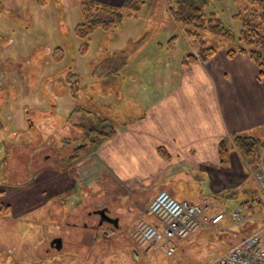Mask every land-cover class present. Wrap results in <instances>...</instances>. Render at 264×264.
Returning <instances> with one entry per match:
<instances>
[{
	"label": "rangeland",
	"instance_id": "1",
	"mask_svg": "<svg viewBox=\"0 0 264 264\" xmlns=\"http://www.w3.org/2000/svg\"><path fill=\"white\" fill-rule=\"evenodd\" d=\"M93 1L122 9V2L116 3L117 0ZM143 1L136 16L123 17L114 29L97 28L88 37L80 38L75 34V25L82 20L80 0H0V264L207 262L208 259L203 260L188 248L193 234L174 239L171 255L166 254L162 241L149 248L133 244L129 231L139 215L148 217L146 207L156 191L155 186L126 191L105 175L70 193L69 202L62 198L52 203L35 194L42 188L41 169L53 160L47 156L57 155L50 147L54 145L58 150L63 144L60 139L77 137L71 125L75 117L71 114L72 120L67 119L73 109L77 111L78 123L86 126L85 130L97 126L96 116L97 120H92L78 110L82 106L98 113L97 101L108 93L113 111L123 106L124 113H118L117 120L124 122L129 117L131 109L127 108L120 91L123 79L118 69L126 58L121 51L135 49L146 39L156 47L160 43L156 23L160 18V22L168 24L171 17L165 2L152 5L150 2L155 0ZM206 11L216 13L234 33V40L228 43L206 34L205 44H193L185 37L182 26L172 20L179 28L178 33L189 42L190 54L198 59L204 57L202 48L213 46L221 50L241 43H237L241 24L233 18L234 0L213 1ZM129 36H134L132 45L127 39ZM84 43L87 46L82 51ZM57 47L62 50L59 61L55 60ZM128 61L139 63L133 59ZM156 81L146 75L140 78L139 85H154ZM70 90H74L77 99L70 97ZM70 104L71 110L67 108ZM100 116L103 115L100 113ZM106 119L112 128L113 119L107 116ZM72 146L67 143L59 152L67 154ZM259 153L264 159V137L251 158H242L251 178L258 169L255 161ZM203 186L204 183L196 180L178 181L174 193L176 198L191 202L205 192ZM99 202L118 219L120 228L106 220L101 222V217L90 213ZM203 232L209 234L211 230ZM54 238L61 240L59 248L51 245Z\"/></svg>",
	"mask_w": 264,
	"mask_h": 264
},
{
	"label": "crops",
	"instance_id": "2",
	"mask_svg": "<svg viewBox=\"0 0 264 264\" xmlns=\"http://www.w3.org/2000/svg\"><path fill=\"white\" fill-rule=\"evenodd\" d=\"M158 1L165 2L168 12V0L150 4L156 5ZM119 2L122 0L116 1ZM156 13L160 14V10ZM168 18V24L160 22V18L156 23L160 29V43L156 47L146 39L135 49L121 51L126 58L118 69L123 79L120 91L131 109L129 117L124 122L117 120V114L124 113L123 106L113 111L106 93L96 106L99 114L113 119L114 133L71 164L60 161L70 151L62 154L59 150L63 146L56 150L52 145L50 148L57 155L47 156L53 160L41 169L42 188L35 194L52 203L62 198L67 202L69 194L84 183L108 175L126 191L155 186L154 195L159 190H169L176 198V182H202L205 192L191 202L204 203L211 214L223 212L224 218L211 233L206 234L205 230L194 233L188 248L203 260H209L264 226V192L249 176L243 157L232 147L228 162L222 164L218 154V144L223 139L231 140L235 135L264 137V75H259L258 66L248 54L227 55L230 46L208 58L195 57L186 63L192 48L178 33L171 17ZM173 35L175 39L171 38ZM127 39L132 45L134 36ZM131 59L139 63H129ZM146 75L157 81L140 87V78ZM67 108L71 110L72 105ZM67 138L71 137L60 140ZM260 156L257 154L255 166L264 172V159ZM93 208L90 213L99 218L100 212L107 209L108 215L117 220V225L110 223L120 228L118 219L104 203L99 202ZM234 210L240 212L239 220L232 218ZM146 213V219L151 221Z\"/></svg>",
	"mask_w": 264,
	"mask_h": 264
},
{
	"label": "trees",
	"instance_id": "3",
	"mask_svg": "<svg viewBox=\"0 0 264 264\" xmlns=\"http://www.w3.org/2000/svg\"><path fill=\"white\" fill-rule=\"evenodd\" d=\"M41 1V0H39ZM219 0H168V10L172 20L182 26L185 37L193 44H205V35L210 34L218 37L220 40L226 42H233L234 33L224 25L221 19L215 12H207L206 9L210 3ZM236 4V12L233 15L237 19L241 28L239 31V41L241 44L237 47H232L227 50V55L233 56L238 53H246L252 61L259 68V75H264V0H234ZM144 1L143 0H122L121 7L105 5L96 3L93 0H80L79 6L82 15L81 22L75 25V34L80 38L88 37L97 28L103 31H109L117 27L123 17H132L140 11ZM87 44L82 45V51L86 48ZM204 57H209L216 50L215 47L210 46L201 49ZM62 55V50L56 48L55 60L59 61ZM195 59L193 54H188L185 62L188 63ZM121 66V65H120ZM119 66V67H120ZM70 97L76 98L74 90H70ZM83 109V110H82ZM86 108L80 107L78 112L83 115L91 116L92 120H98L97 126L83 127L78 123L76 113L73 111L69 114L67 119H71V114L75 117L72 121L73 132L77 137L67 138L62 141L61 146L71 143L72 151L65 159L60 161L63 163L71 164L80 159L91 149L97 147L101 141L111 136L114 133L112 128L107 123L108 119L100 116L99 113H92L85 110ZM96 116V117H95ZM90 118V119H91ZM100 123V124H99ZM100 125V127H99ZM99 127V128H97ZM87 131V135L85 134ZM82 134V136H80ZM260 139L251 135H235L231 140L223 139L218 144V154L220 163L225 164L229 160V152L234 147L238 153L244 158H251L255 153ZM8 208L9 205L3 206Z\"/></svg>",
	"mask_w": 264,
	"mask_h": 264
},
{
	"label": "built area",
	"instance_id": "4",
	"mask_svg": "<svg viewBox=\"0 0 264 264\" xmlns=\"http://www.w3.org/2000/svg\"><path fill=\"white\" fill-rule=\"evenodd\" d=\"M260 189L264 192V172L256 169L253 173ZM205 204L178 200L168 191H158L147 212L152 221L138 218L129 235L139 247H150L160 241L166 246V254L174 252V239H183L198 232L209 230L223 218V212L209 213ZM234 220L240 219V212H232ZM204 264H264V226L240 238L228 250L210 258Z\"/></svg>",
	"mask_w": 264,
	"mask_h": 264
},
{
	"label": "flooded vegetation",
	"instance_id": "5",
	"mask_svg": "<svg viewBox=\"0 0 264 264\" xmlns=\"http://www.w3.org/2000/svg\"><path fill=\"white\" fill-rule=\"evenodd\" d=\"M104 210H105V209H104ZM102 216H103V218L106 219V221H108L109 223L114 221L113 218H110V217H108V216L105 215V214H103ZM51 245H52V246H56V247L59 248V246H60V239H58V238H54L53 240H51ZM56 249H57V248H56Z\"/></svg>",
	"mask_w": 264,
	"mask_h": 264
},
{
	"label": "water",
	"instance_id": "6",
	"mask_svg": "<svg viewBox=\"0 0 264 264\" xmlns=\"http://www.w3.org/2000/svg\"><path fill=\"white\" fill-rule=\"evenodd\" d=\"M101 213V212H100ZM102 220L104 219V218H101ZM101 220V221H102ZM114 223L117 225V220L116 219H114Z\"/></svg>",
	"mask_w": 264,
	"mask_h": 264
}]
</instances>
